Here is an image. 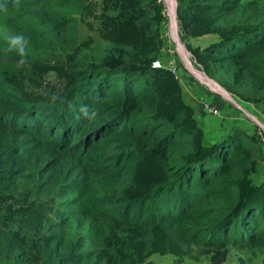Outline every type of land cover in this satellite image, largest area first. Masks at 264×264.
<instances>
[{"label": "trees", "instance_id": "1", "mask_svg": "<svg viewBox=\"0 0 264 264\" xmlns=\"http://www.w3.org/2000/svg\"><path fill=\"white\" fill-rule=\"evenodd\" d=\"M84 1L19 0L17 9L0 0V261L117 264L102 250V221L111 220L142 233L161 226L186 245L260 247L264 264V173L255 175L258 151L240 131L206 143L187 104L150 109L142 96L155 69L131 62L77 61L61 87L50 80V60L76 41L75 20L61 10ZM137 3L125 7L123 26L135 22ZM144 11L138 5V19ZM176 13L206 76L231 91L243 76L264 82V0H176ZM209 33L201 47L185 42ZM13 34L29 41L23 65L6 51ZM81 105L96 107L95 121ZM143 162L160 177L133 192Z\"/></svg>", "mask_w": 264, "mask_h": 264}, {"label": "rangeland", "instance_id": "2", "mask_svg": "<svg viewBox=\"0 0 264 264\" xmlns=\"http://www.w3.org/2000/svg\"><path fill=\"white\" fill-rule=\"evenodd\" d=\"M129 1L85 0L77 8L61 10L62 15L74 18L77 34L74 47L57 50L55 59L49 62V65L54 64L50 75L54 84L61 87L65 72L76 69L77 61H84L91 66L104 64L111 67L131 62L144 70L155 69V73L149 77L143 99L152 110L178 100L187 104L191 109L190 116L200 127L201 136L206 143L213 142L216 134L214 129H203L202 117L216 121L219 115L208 113L202 107L204 100L216 104L223 101L228 109L242 112L247 121L251 115L258 119L261 115L264 117V99H260L264 98V93L260 92L264 87L263 80L243 76L236 79L235 90L231 91L206 76L200 66L194 63L179 37L176 0H139L140 3L135 4L137 12H133L135 22L126 27L120 21L128 15L129 8L125 7ZM138 5L145 10L139 19ZM138 23L141 27H138ZM200 31L199 27L193 30L198 34ZM213 37L209 33L199 35L198 38L187 37L185 42L201 47ZM153 61L158 65L152 67ZM230 75L234 77L233 72ZM233 128L235 127L228 130ZM255 163V175L263 174L264 163L257 158ZM133 171L131 190L137 193L146 192L160 177L159 168L148 162L136 165ZM247 175L249 174H243V177ZM255 175H250L249 179L254 181ZM20 190L22 187L19 185L16 195ZM102 222V250L112 251L117 264H237L238 258H242L245 264H260L263 259L260 247L229 243L223 247L206 246L202 243L186 245L171 239L161 226L142 233L119 222ZM15 256L16 254L12 260ZM9 262L4 260L0 264Z\"/></svg>", "mask_w": 264, "mask_h": 264}, {"label": "crops", "instance_id": "3", "mask_svg": "<svg viewBox=\"0 0 264 264\" xmlns=\"http://www.w3.org/2000/svg\"><path fill=\"white\" fill-rule=\"evenodd\" d=\"M207 104L213 108L216 109V113H218V118L216 121L210 120L208 117H202L203 122V129L207 128L210 130L214 129V133L217 135H225L226 133H229L232 130H228L231 127L233 130L240 131L242 135L245 136L246 140L252 144L258 152L257 159H260L261 162L264 163V148L260 147L258 143L256 142V139L253 135V125L248 119L245 120L243 117L242 112H236L233 109H228L227 105L223 101H219V104L216 103H209L207 100H204V103ZM259 113V112H258ZM215 115V114H214ZM251 115V114H250ZM261 115V114H257ZM264 118L263 115H261L260 119ZM243 130H241V129Z\"/></svg>", "mask_w": 264, "mask_h": 264}, {"label": "clouds", "instance_id": "4", "mask_svg": "<svg viewBox=\"0 0 264 264\" xmlns=\"http://www.w3.org/2000/svg\"><path fill=\"white\" fill-rule=\"evenodd\" d=\"M16 8H20L19 0H17ZM3 11L7 12V9H3ZM29 41L23 34H13L7 37V48L8 52H15L19 57V65H23L26 63V47ZM53 99H56V96H53ZM71 107V106H70ZM80 115L88 120L95 121L98 116V111L95 106L81 105L79 107Z\"/></svg>", "mask_w": 264, "mask_h": 264}, {"label": "built area", "instance_id": "5", "mask_svg": "<svg viewBox=\"0 0 264 264\" xmlns=\"http://www.w3.org/2000/svg\"><path fill=\"white\" fill-rule=\"evenodd\" d=\"M158 65L157 62H152V67ZM202 107L210 114H216V109L207 105L203 104ZM250 122L253 125V135L256 139L258 145L264 148V118L258 119L253 117L252 115L248 117Z\"/></svg>", "mask_w": 264, "mask_h": 264}, {"label": "water", "instance_id": "6", "mask_svg": "<svg viewBox=\"0 0 264 264\" xmlns=\"http://www.w3.org/2000/svg\"><path fill=\"white\" fill-rule=\"evenodd\" d=\"M219 138H220V135L215 136V139H216V140L219 139Z\"/></svg>", "mask_w": 264, "mask_h": 264}]
</instances>
